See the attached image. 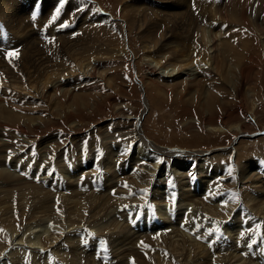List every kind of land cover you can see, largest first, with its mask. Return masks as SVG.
I'll return each mask as SVG.
<instances>
[{
    "label": "rangeland",
    "instance_id": "rangeland-1",
    "mask_svg": "<svg viewBox=\"0 0 264 264\" xmlns=\"http://www.w3.org/2000/svg\"><path fill=\"white\" fill-rule=\"evenodd\" d=\"M156 1L161 0H138V4L135 0H60L59 4L58 0H9L14 3L11 7L16 13L0 18V262L38 264L39 259L35 260L36 263L28 261L31 248L16 244L21 236L26 242L30 234L39 235V238L60 234L61 238L53 245L60 243L62 249L61 244H67L64 239L75 231L82 233L79 234L82 239L86 234L88 238L94 237L99 243L95 248L98 251L87 248L88 252L82 254L75 250L63 257V251L57 255L51 248L46 250V258L49 262L52 259L50 264H69L68 261L74 259V264H92L94 260H97L96 264H156L161 258L155 251L156 246L167 251L164 264H217L214 260L225 255L223 253L242 256L239 263L235 262L236 257L232 259L233 264H264L263 256L255 257L245 247L252 237L257 239L255 233L264 237V184L263 187L258 184V175L264 170V0L203 1L204 5L210 4V14L216 17V20L207 21L211 24L207 32L192 22L191 14L180 25L171 26L169 22L180 7L179 0H164L171 1L167 8L151 6ZM156 9L160 11L157 15L160 24L163 21L168 23L162 27L159 25L156 30L158 40L153 37L152 42H145L143 36L149 35V31L143 19L150 21L148 14ZM94 12L113 15V27L102 24L86 32L84 24L87 22L83 20ZM129 14L141 16L142 22L128 20ZM182 24L187 31V27L196 26L200 36H208L207 40L201 39L196 44L203 55L208 57L211 53L208 45L212 43L213 34L218 40L216 46L222 50L220 45L225 40L228 51H218L214 63L215 77L198 75L178 90L172 87V90L159 92L152 85L153 81L150 82V73L157 69V63L152 61L156 58L147 57L150 53L143 44L151 46L154 43L153 54L156 50L164 51V41L171 40L178 32L183 34ZM40 58L49 64V68L45 64L36 66ZM200 60L206 62L204 58ZM170 61L175 62L169 59L167 66ZM98 62H103L106 68L88 70ZM53 65L56 68H50ZM37 67L46 71L39 73ZM104 70L108 73L105 74ZM86 76L93 83L91 87L83 81ZM58 79L64 83L61 87L55 85ZM85 87L88 89L78 92L79 88ZM34 90L38 91L37 94ZM240 90H243L242 95ZM25 96L29 97V103L25 102ZM37 100L42 103L36 105L33 101ZM239 124L246 130V135L236 129ZM137 128L141 129L149 144H155L156 149L157 146L163 147L159 154L156 153L161 159L144 162L148 166L155 165L156 161L164 166L165 162L164 168L171 167L168 185L157 184L158 173L154 175L148 168L141 171L136 167L137 163L131 164V157L137 153L134 151ZM19 129L24 130L26 137ZM188 150L195 153L189 156L185 154ZM169 151L173 154L169 155ZM110 163V169L106 170L105 166ZM94 164L99 165L94 167ZM203 167H210L212 171H200ZM176 173L186 174L185 184L188 183L192 190L199 188L200 195H206L202 192L204 188L217 191L219 198L224 194L219 202L233 206L232 211H228L229 216L222 220L214 216L208 220L206 215L201 218L203 225H194L192 218L199 210L196 203L182 199L178 194L175 199L163 198L169 190L176 192L182 188V180H179L182 175L175 178ZM18 178L25 179L26 183H20ZM124 184L134 193L147 197L145 203L109 206L112 198L118 197L117 192L121 194L122 187L127 189ZM107 186L110 187L108 191ZM154 190L163 198L164 202L158 206H162L161 211H167L168 216L170 212L173 214L169 217L172 222L167 223L165 230L154 229L160 220L155 210L156 201H149ZM260 191L263 194L260 202H248L249 195L257 196ZM179 199L183 200L182 203ZM203 199L199 205L207 207L213 205L216 197L208 201ZM252 206H256V210ZM176 211H183L181 220L175 216ZM242 213L247 214L243 216ZM146 216L151 221L150 228L142 221ZM153 218L158 219L157 224L153 223ZM206 221L216 225L236 221L237 227L229 234L219 225L223 236L209 242L200 234L201 227L207 225ZM244 221H253V225L244 229L241 226ZM127 225L131 231L140 229L133 246L142 248L147 245V252L118 255L116 251L106 252L111 234H119ZM30 226L34 228L26 230ZM77 226L67 234L58 230L68 231ZM194 227H198L199 232ZM108 228H113L114 232L105 234ZM177 229L181 236L175 232ZM205 229L210 232L212 226ZM159 232L168 235L161 246L139 237L150 234L148 236L153 240ZM131 235L134 236V232ZM75 238L70 237L69 243ZM175 239H179L175 241L179 247L186 248L182 255L175 252L176 262L167 250L173 247ZM200 242L205 243L208 251L198 260L194 251H200L197 247ZM218 245L223 252L219 251ZM21 252H27V256ZM101 252H105V256Z\"/></svg>",
    "mask_w": 264,
    "mask_h": 264
},
{
    "label": "bare ground",
    "instance_id": "bare-ground-1",
    "mask_svg": "<svg viewBox=\"0 0 264 264\" xmlns=\"http://www.w3.org/2000/svg\"><path fill=\"white\" fill-rule=\"evenodd\" d=\"M161 1L162 2H164V4H162L161 3ZM160 2H158V1H156V2H152L151 4V6H154V7H160V8H167L168 6H170L171 5V1H168V3L167 2H165L164 0H161ZM187 1L188 0H183V1H181V0H179V5H180V7H179V9H178V11H177V13L175 14V16L171 19V21L169 22V24L171 25V26H174V25H180V22H184V19H186L187 17H189V15L191 14L192 15V17L194 18V21H192L193 23H196V26H198L199 28H201L202 30H205L204 32H207L206 30L209 28V22H207L208 20H216V17H214L213 15H211L210 14V12L212 11L211 9H210V4L209 5H204V2L203 1H205V0H189L188 1V3H187ZM208 1V0H207ZM207 1H205V2H207ZM142 2V1H141ZM187 3V5H185V3ZM143 3L145 4V2L143 1ZM198 3V4H197ZM14 4V3H13ZM13 4H11L10 2H9V0H0V18H2V19H4V18H6V17H9L11 14H13V13H16V11H13V9H12V5ZM135 4H138V0H135ZM194 4V5H193ZM189 5H192L191 7H189ZM186 6V7H185ZM206 9H205V8ZM21 8H23V7H21ZM186 8V9H185ZM198 9V10H197ZM89 10V9H88ZM149 10H151V8H149ZM22 12V11H21ZM188 12H190V13H188ZM159 13H160V11L159 10H154L153 12H151L150 14H148L149 16H150V21H147L146 22V20H144L141 16H134V15H131V14H129L128 15V20H134L135 22L136 21H141L142 22V19H143V24H144V21H145V24L147 25V31H149L148 33H149V35H147V34H145L144 36H143V41L145 40V42L146 41H150L153 37V40H158L159 39V35L157 36V34H156V30L159 28V25L162 27V26H165L168 22H162L161 24H160V22L158 21V18H157V15H159ZM212 13V12H211ZM171 14V13H170ZM210 14V15H209ZM9 15V16H8ZM215 15H217V14H215ZM3 16V17H2ZM15 16V15H14ZM13 17V16H12ZM165 18H167L168 16H164ZM11 18V17H10ZM88 18H90V21L88 20ZM15 19V18H14ZM114 16L113 15H106V13H104V12H94V13H92L91 14V16L90 15H87L86 17H85V19L83 20V22L85 21V22H87L86 24H84V28L87 30L86 32H89L90 30H91V28H93V27H98V25H102V24H106L109 28H112L113 26H112V24H113V21H114ZM8 20V19H7ZM10 21V20H9ZM13 21V20H12ZM15 21V20H14ZM139 21V22H140ZM190 21V20H189ZM189 21H186V22H189ZM79 22V21H78ZM213 22V21H212ZM191 23V22H190ZM199 23H202V24H199ZM79 24V23H78ZM81 24V23H80ZM134 24H138V22L137 23H134ZM142 24V23H141ZM105 25V26H106ZM140 25V24H139ZM211 25V24H210ZM216 25V24H215ZM138 26V25H137ZM193 26V25H192ZM196 26H193V27H187L188 28V31H187V29H186V27L185 26H183V24H182V26H181V28H182V30H183V34L181 33V32H178V33H176L175 34V37L174 38H172L171 40H169V41H164L165 43H164V48H166L164 51H162V49L159 51V50H156V54H153V52H152V48H155L156 46L154 45V43H152L151 44V46L150 45H148V44H145V42H144V44H143V46H144V48H146L148 51H149V55L147 54V57H155L156 58V60H152V61H154V62H156L157 63V69H153L154 71L153 72H151L150 74H152V76H151V78H150V82H151V80L153 81L152 82V85L154 86V87H156V89L159 91V92H162V91H167V90H172V87H175L177 90H178V88H180V87H183V86H186L189 82H191V81H193L196 77H198V75L199 76H204V75H206L207 76V74H208V76L209 75H211V76H213V77H215V69H216V66L214 65V63L216 64V62H217V53H218V51L219 50H221V49H219L217 46H216V43L215 42H217L216 41V36H214V34H213V38H211V41H212V43L211 44H209L208 45V47H209V49L211 50V53L210 54H208V57H207V55H203V53L201 52V50H200V48H198V45H196V44H198L199 43V41L201 40V39H205V40H207V38H206V36L207 35H202L201 34V36H200V34H199V28H198V30H196L197 28H196ZM142 27V25L140 26V28ZM82 28V27H81ZM83 29V28H82ZM145 29V28H144ZM80 30V29H79ZM187 31V32H186ZM197 32H198V35H197ZM80 33V32H79ZM205 34V33H204ZM69 35V34H68ZM177 35V36H176ZM182 35H184V39H183V41H182ZM197 36V37H196ZM68 37V36H67ZM208 37V36H207ZM92 38V37H91ZM195 38L197 39L195 42H193L194 40H195ZM66 41V40H65ZM151 42H152V40H151ZM220 46H222V50L221 51H224V49H227L228 48V45H227V43H226V41L225 40H223V42H221V45ZM228 51V49L226 50V52ZM163 55L162 56V58H160V55ZM187 55V57H185ZM202 58H204V60L206 61L205 63L202 61V60H200V59H202ZM169 59H171V60H173V61H175V62H172V61H170L169 63H168V66L166 65V63H167V60H169ZM37 60V59H36ZM47 59H45V61H46ZM37 62H40V63H37L36 64V66L37 65H39L40 67L41 66H43V64H45V62L43 61V59H39V60H37ZM57 62V61H56ZM63 62V61H62ZM64 62H66V61H64ZM89 63V62H88ZM92 63V62H91ZM101 63H102V65H101ZM98 62L97 63V65H93L92 66V68H89L88 70H92L94 67H95V69L96 68H103V69H105L106 68V66L107 65H105V64H103V62ZM180 63V64H179ZM53 64V63H52ZM51 64V65H52ZM60 64V63H59ZM59 64H57V65H59ZM90 64V63H89ZM209 64H210V66H209ZM56 65V64H55ZM45 67H47V68H49V64H45ZM45 67H42V68H45ZM51 67H54V65L53 66H50V68ZM162 67V70H160V68ZM54 68H56V66L54 67ZM53 68V69H54ZM94 69V70H95ZM37 71L39 72V73H43V72H45L44 70L42 71L41 69H39L38 67H37ZM49 71V70H48ZM58 71V70H57ZM105 71V70H104ZM65 72V71H64ZM90 72V71H89ZM103 72V71H102ZM105 74L106 73H108V71H105L104 72ZM51 74H52V72H51ZM57 74V73H56ZM60 74V73H59ZM58 74V75H59ZM86 74V73H85ZM242 75H244V74H242ZM87 76H89V73L87 74ZM87 76H86V78H87ZM205 76V77H206ZM246 76H248V74L246 75ZM110 77V76H109ZM242 77H244V76H242ZM50 78V77H49ZM58 78V77H57ZM212 78V77H211ZM244 79V78H243ZM84 82H86V86H89V87H91V85L93 84L91 81H90V78L88 79H85L84 78V80H83ZM149 82V83H150ZM82 83V82H81ZM81 83H79V84H81ZM242 83V82H241ZM243 83H245L244 81H243ZM64 83L60 80V79H58L56 82H55V85H57V86H59L60 85V87L63 85ZM66 84V83H65ZM45 87V86H44ZM47 87H49V86H47ZM53 87H54V85H53ZM95 87V86H94ZM33 88V87H32ZM32 88H31V90H32ZM74 88H77L76 87V85H75V87ZM29 89V88H28ZM36 89V88H35ZM43 89V88H42ZM80 90H78V92H84L86 89H88V88H79ZM33 91V90H32ZM35 91V90H34ZM36 92V91H35ZM38 92V91H37ZM37 92H36V94H37ZM28 94H29V92H28ZM76 94V93H75ZM240 94L242 95L243 94V90H240ZM31 95V94H30ZM42 95V94H41ZM33 96L34 95H32V97L30 96V98H33ZM26 97V96H25ZM29 97L27 96L25 99H27V101H25L26 103H29L30 101V99H28ZM35 98V97H34ZM42 100V99H41ZM43 101V100H42ZM42 101L40 102V101H33V102H35V104L37 105L38 103H42ZM24 121H26V120H24ZM23 122V121H22ZM236 129L237 130H240V132H241V134H243V135H246L245 133V131L246 130H244L243 129V127H242V124H239V125H236ZM20 130V132H22L23 133V135L25 136V132H23L24 130L22 129H19ZM137 130V132L135 133V135L137 136V134H138V136H137V138L135 139V149L136 150H134V151H136L137 153L134 155V156H132L131 157V159L132 160H130L131 161V164H136L137 163V165L138 166H136L137 168H140L141 169V171H142V169H144V168H148L154 175H156L157 173V175H159V177H158V179H159V181H158V183L157 184H167L168 185V183L170 182V177H171V175H172V169H171V167H165L164 168V166H165V162L163 163L164 164V166L163 165H161V163H159L158 161H156L155 162V165H150L149 164V166H148V163H145L144 161H146L147 159H148V161L149 160H152V161H154V160H156V159H159L160 157L157 155V154H159V152L161 151V150H163L162 148L163 147H159V146H157L158 147V149H156V146H155V144H153V145H151V144H149L148 142H147V140H146V137H145V135L140 131L141 129H136ZM245 132V133H244ZM26 137V136H25ZM19 138V137H18ZM21 138H22V136H21ZM25 139V138H24ZM24 142V141H23ZM143 143H145V145L144 146H142V144ZM27 144V143H26ZM22 145V144H21ZM237 146V145H236ZM7 149H9V148H7ZM127 150V149H126ZM238 150L239 149H237L236 148V152H238ZM235 152V153H236ZM109 153V152H108ZM111 153V152H110ZM114 153V152H113ZM157 153V154H156ZM169 153V155H171V154H173V152H168ZM175 153V152H174ZM182 153H184V152H182ZM195 152H193V150L191 151V150H188L187 151V153L185 152V154H188L189 156L190 155H192V154H194ZM208 153L210 154L211 153V151H208ZM217 153H220V155H221V153H223V152H217ZM107 155H109V154H107ZM111 155V154H110ZM113 155V154H112ZM128 155V154H127ZM220 155H218V156H220ZM236 155H237V153H236ZM128 157H130L129 155H128ZM161 159V158H160ZM113 160V159H112ZM203 160V159H202ZM105 162V161H104ZM202 163H203V161H202ZM202 163H200V164H202ZM91 164H93V162L92 163H90V166H91ZM111 164L112 163H110V165L109 166H105V167H107V169L106 170H109L110 169V166H111ZM144 164V165H143ZM177 163H175V165H176ZM99 165V164H98ZM97 164L95 165L94 164V167L95 166H98ZM191 165V164H190ZM177 166V165H176ZM197 166V165H196ZM201 166V165H200ZM203 166V165H202ZM113 167H114V165H113ZM190 167V166H189ZM242 167V166H241ZM240 167V168H241ZM178 168V167H177ZM195 168V167H194ZM217 169H218V167H216ZM215 168V169H216ZM44 169V168H43ZM217 169H216V171H217ZM177 170V169H176ZM208 170V167H206V168H202V170H200V171H202V172H206ZM238 170H239V167H238ZM210 171H212V169H210ZM237 171V170H236ZM235 171V172H236ZM239 171H241V170H239ZM261 171V170H260ZM107 172V171H106ZM132 172H133V170H132ZM137 172H139V171H137ZM263 174H261V175H258V178L260 179H258L257 181H258V184L259 185H263L264 183V170L262 169V171H261ZM138 175V174H137ZM176 175L177 176H175L174 175V177L176 178V177H179L180 175H182V177L179 179V180H182V181H180V183H181V189L180 190H177L176 192L175 191H166L167 192V194L163 197V198H166V197H168V199L167 200H169V196H170V198H173V199H175L176 198V195L178 196V197H180V198H182V199H185V200H188V201H192V202H194V203H196V206H198V211L196 212V213H194L195 214V216L192 218V220L194 221V225H197V224H201L202 223V217L203 216H205L206 217V215L208 216V220L210 219V217H214V216H216L217 217V219H225L227 216H229V212L228 211H232V208H233V206L231 205V206H224L223 204H224V202H219V200H222L224 197H225V195L224 194H222L221 195V197L219 198V197H217L218 196V194H217V191H214V192H210L207 188H204L203 190H202V192L204 191L205 193H206V195H207V198H206V195H200V190L199 191H195V190H192L193 188L192 187H188L187 185H189L188 183L187 184H185L187 181H185L184 182V180H185V176H186V174L185 175H183L182 173H176ZM188 175H190V174H188ZM126 176V175H125ZM136 176V175H135ZM142 176V175H141ZM166 176H169V177H166ZM203 178H205L206 177V174L205 173H203ZM132 177H133V175H132ZM137 177V176H136ZM144 177V176H143ZM217 177H218V174H217ZM26 178V177H25ZM51 178V177H50ZM128 178V177H127ZM37 179V178H36ZM40 179V178H39ZM43 179V178H42ZM51 179H53V178H51ZM221 179V178H220ZM242 179H243V177L242 178H240V181H242ZM218 180V179H217ZM17 181H19L20 183L22 182V181H24L25 182V179L23 180L22 178H18L17 179ZM42 181V180H41ZM130 181V180H129ZM136 181V180H135ZM221 181H223V180H221ZM26 183V182H25ZM123 183V182H122ZM212 183H214V182H212ZM222 183V182H221ZM218 184H220V183H218ZM218 184H217V186H218ZM25 185V184H24ZM47 185V184H46ZM155 185V184H154ZM216 185V184H215ZM259 185L257 186V185H254V187L256 186V187H259ZM125 188H127V189H123V187H122V189H121V194H119V192H117L118 193V197L116 196V197H113L112 199H113V201L111 202V205H109V206H113L114 208L115 207H118L120 204L122 205V204H137V205H143L144 203H145V200H146V198L147 197H145L144 195H140L139 193H134L135 191H133V190H131V188H129L128 187V185H126V184H124L123 185ZM186 186V187H185ZM211 186H212V184H211ZM197 187V186H196ZM195 187V188H196ZM263 187V186H262ZM48 188V187H47ZM158 188V187H157ZM180 188V187H179ZM110 189V187L109 186H107V190L106 191H108ZM152 190V189H151ZM150 190V191H151ZM158 190V189H157ZM156 190V191H157ZM162 190V189H161ZM219 190V189H218ZM78 191V190H77ZM155 190H154V192H152V195H151V198H150V200L149 201H151V200H153V202H154V200L156 201L155 203L157 204L156 206V208H155V210H156V213H157V216L158 217H160V220H159V223H158V219H156V218H153L154 219V221H153V223L154 224H157L158 223V225L154 228L155 230H159L160 228H165V226L167 225V223H171L172 221L171 220H169L171 217V215H173L171 212H170V216H168V213H167V211H166V213H164V212H162L161 211V207H158L160 204H162L161 202L163 201V198L162 197H158V195H157V193L158 192H156ZM165 191V190H164ZM209 191V192H208ZM79 192V191H78ZM165 192V193H166ZM261 193H258L257 194V196H248V202H252V201H261L262 199H263V194H262V191H260ZM156 195H155V194ZM159 193H161V191H159ZM253 193V192H252ZM134 196H138V197H134ZM148 196V195H147ZM163 196V195H162ZM216 197V200H214V198ZM234 197V196H233ZM262 197V199H260ZM203 200H214V203H212L211 201H209L210 203H212L213 205H208L207 207H201L199 204H200V202H204V201H202V199ZM227 198V197H226ZM225 198V199H226ZM182 199H179V203H182ZM108 200V199H107ZM148 200V199H147ZM259 201V202H260ZM108 202V201H107ZM164 202V201H163ZM169 202V201H168ZM217 202H219V203H217ZM249 203V204H250ZM105 204V203H104ZM123 206V205H122ZM104 207V206H103ZM174 208V207H173ZM255 208V210H256V206H252V209H254ZM163 210V209H162ZM161 211V212H160ZM164 211V210H163ZM173 211V210H172ZM72 212V211H71ZM202 213H203V215H202ZM211 213V214H210ZM152 214V213H151ZM180 214H182V216H184V213H183V211H176L175 212V216L177 217V218H179L180 220H181V216H180ZM205 214V215H204ZM146 214H144V216H145ZM170 217V218H169ZM181 217V218H180ZM229 218V217H228ZM143 219V218H142ZM201 219V220H200ZM213 219V218H212ZM211 219V220H212ZM221 219V220H222ZM72 220H73V218H72ZM163 220L165 221V222H163ZM214 220H215V218H214ZM74 221V220H73ZM169 221H171V222H169ZM197 221H198V223H197ZM252 222L253 221H251L250 222V225L252 224ZM207 225L206 226H213L212 225V223H214V227H216V228H219V225H222V230L225 232H227V233H232L231 231L233 230V231H235V228L237 227V222L236 221H233L232 223H230V224H228V221L227 222H221L220 224H218V225H216L215 224V222H209V221H206L205 222ZM218 223V222H217ZM74 224V222H71V225H73ZM134 225V224H133ZM202 225H203V223H202ZM36 226V225H35ZM69 226V225H68ZM192 226V225H191ZM200 226V225H199ZM206 226L205 227H201V230H200V234L201 235H203V237L202 238H204V239H206V240H208L210 237H212V236H208L205 232H208V230L207 231H205V228H206ZM261 226V225H260ZM54 227V226H53ZM32 228H34V226H30V227H28V229H26V230H29V229H32ZM57 228V227H56ZM75 228H78V226L77 227H73V228H71V229H69L68 231L67 230H63V229H58V230H61V231H63V232H70V231H72L73 229H75ZM152 228V227H151ZM152 228V229H153ZM211 228V227H210ZM111 229H113V228H111ZM110 228H108L107 229V231L105 232V234H111V233H113L112 232V230H111ZM193 229H196L195 227L193 228ZM197 229H198V227H197ZM196 229V230H197ZM261 229V228H260ZM85 230V229H84ZM132 229L129 227V225H127V226H125L120 232H119V234H111L112 235V239H111V242H109V244H110V247H109V249L107 250L106 249V252H115L116 251V254L118 255L119 253L120 254H127V253H130V252H147V249H148V246L147 245H143V247L142 248H137V247H134L133 245L135 244V240L137 239V237H138V233H139V231H140V229L139 230H137L136 232H135V230L134 231H131ZM155 230H154V232H155ZM165 230V229H164ZM262 230L264 231V225H263V228H262ZM79 231V230H78ZM176 231H178L177 232V234L179 233V229H177V230H175V232ZM198 231V230H197ZM32 232V231H31ZM30 232V233H31ZM80 232V231H79ZM132 232H134V236L133 235H131V233ZM181 232V231H180ZM196 232V231H195ZM199 232V231H198ZM241 231H237V233H240ZM143 233V232H142ZM192 233V232H191ZM203 233V234H202ZM67 234V233H66ZM79 234H82V233H76L75 231H74V233L73 234H71V235H67V237L64 239L65 241H67V244H65V243H63V244H61V245H63V247H62V249H60V243H59V245H53V243H55V241H56V239H60L61 237H59L60 236V234L58 235V236H56V237H51V238H46L45 236H41L40 238H39V235L38 236H33L32 234H30V237H29V235L27 236V238L25 239L26 240V242H23V236H21L20 238H19V241L16 243V244H22V245H25V247H29V248H31L30 249V251L28 252V261H31L32 263H33V261H34V263H36L35 262V260H38L39 259V262H38V264H40V262L41 263H44V264H46L45 262H47V258H46V255H47V252H46V250H49V249H51V248H53L52 250L54 251V252H56V254L57 253H61L62 254V251H63V257L64 256H66V254H67V256H68V254L69 253H71V252H75V250L77 251V252H81L82 254H85V252H88L87 251V248H89V249H92V252H97V251H95V248L97 247V246H99V243L97 242V240L93 237V238H88L87 237V234L85 235V239H82V238H80V236H79ZM148 234V233H147ZM155 235H156V233H154ZM183 234H184V232H183ZM200 234H198V235H200ZM245 234V233H244ZM248 234H251V233H248ZM52 235V234H51ZM55 235H57V234H55ZM73 235H75V236H73ZM148 235H150V234H148ZM148 235H146V234H143V236H142V234L141 235H139V237H145V238H148V242L149 243H152V244H156V245H160V244H162L161 242H163V243H165V241H166V239H167V233L165 232V233H162V232H159L158 234H157V236H155V238L152 240V239H150L149 238V236ZM178 235H180L181 236V233L180 234H178ZM207 235V237H205ZM63 236V235H62ZM79 236V237H78ZM154 236V235H153ZM175 236H177V235H175ZM49 237H50V235H49ZM70 237H72V238H75V241L73 242V243H69V238ZM87 237V238H86ZM152 237V236H151ZM163 237V238H162ZM183 237V236H182ZM186 237V236H185ZM200 237V236H199ZM178 238V237H177ZM17 239V238H16ZM118 239V240H117ZM192 239H194V237L193 238H191V241H192ZM249 239V238H248ZM252 239V238H251ZM181 241L182 240H185V239H180ZM87 241V242H86ZM175 241H179V239H175L174 240V242L172 243V246L173 247H171V248H169V249H167V250H169L170 252H171V257H172V260L174 261V260H176V257H175V252L176 253H179V252H181V255H182V252H184V249H186L184 246V248H181V247H179L178 245V243H175ZM180 241V242H181ZM186 241V240H185ZM184 241V242H185ZM250 241V240H249ZM71 242V241H70ZM107 242V241H106ZM179 242V243H180ZM193 242H194V244H195V241L193 240ZM197 242H199V240L198 241H196V243ZM244 242H246V241H244ZM29 243V244H28ZM88 243V244H87ZM125 244H132V245H130V246H125ZM181 244H182V242H181ZM205 244V243H204ZM204 244H202V242H200V244L198 243V245H197V247H199L200 249V251L197 253V251H194V252H196V259H198V260H200L202 257H203V254H206L205 252H207L206 251V248L204 247ZM164 245V244H163ZM184 245V244H183ZM199 245H201V246H199ZM161 246V245H160ZM214 246V244H212V246L211 247H213ZM234 246V245H233ZM101 247V246H100ZM194 247V246H193ZM18 249V248H17ZM98 249V248H97ZM194 249H198V248H194ZM218 249H219V251H221V252H223V250H222V248L220 249V245H218ZM33 250H35L34 252H32ZM41 250H44L45 252L44 253H42V252H40ZM51 250V251H52ZM160 250H162V251H160ZM214 250V249H213ZM103 251V250H102ZM155 251H156V253H158L159 254V257L161 256V258L160 259H158L157 260V262H156V264H164V261H163V257H166L167 256V251H165L164 249H162V248H160L159 246H156L155 247ZM211 251H212V249H211ZM65 252V253H64ZM2 253V251L0 252V254ZM13 252H10L9 254H12ZM22 253V255L25 257V256H27L26 255V253L27 252H21ZM50 253H52V252H50ZM49 253V254H50ZM102 253V252H101ZM103 253H105V252H103ZM102 253V255H104ZM17 254H19V253H17ZM180 254V253H179ZM179 254H178V256H179ZM223 254H225V255H221V257H217L215 260H214V262H216L217 264H233V262L231 261L232 259H234L235 257H236V260H235V262H240L241 260H243L242 259V256H240V254H228V253H223ZM5 255H7L6 254V251H5ZM42 256V259L41 258H39V257H41ZM58 255V254H57ZM101 255V254H100ZM101 255V256H102ZM107 255V254H106ZM1 256V255H0ZM4 256V255H3ZM105 256V255H104ZM183 256H184V254H183ZM7 257V256H6ZM51 257V255H49V257L48 258H50ZM62 257V258H63ZM70 257H72V255H70ZM158 257V258H159ZM2 258V257H1ZM76 258V257H75ZM67 259H69V257L67 258ZM33 260V261H32ZM74 260H76V259H74ZM73 260V261H74ZM1 261V260H0ZM2 261H3V259H2ZM67 261V260H66ZM73 261H71V260H69L68 262H69V264H74L73 263ZM177 261V260H176ZM176 261H174V262H176ZM52 262V259H51V261L49 262V260H48V263L47 264H50ZM96 262H97V260H94V262L92 263V264H96ZM76 263V262H75ZM0 264H5V262H0ZM80 264V263H79ZM177 264H179V263H177ZM241 264V263H240Z\"/></svg>",
    "mask_w": 264,
    "mask_h": 264
},
{
    "label": "snow or ice",
    "instance_id": "snow-or-ice-1",
    "mask_svg": "<svg viewBox=\"0 0 264 264\" xmlns=\"http://www.w3.org/2000/svg\"><path fill=\"white\" fill-rule=\"evenodd\" d=\"M60 3V0H58V4ZM59 14V12L57 11V15ZM56 17H53V19H55ZM11 55V54H10Z\"/></svg>",
    "mask_w": 264,
    "mask_h": 264
}]
</instances>
